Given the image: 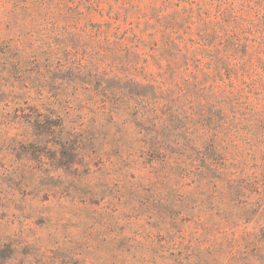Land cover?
<instances>
[{"label": "rangeland", "instance_id": "rangeland-1", "mask_svg": "<svg viewBox=\"0 0 264 264\" xmlns=\"http://www.w3.org/2000/svg\"><path fill=\"white\" fill-rule=\"evenodd\" d=\"M0 264H264V0H0Z\"/></svg>", "mask_w": 264, "mask_h": 264}, {"label": "trees", "instance_id": "trees-1", "mask_svg": "<svg viewBox=\"0 0 264 264\" xmlns=\"http://www.w3.org/2000/svg\"><path fill=\"white\" fill-rule=\"evenodd\" d=\"M175 66L171 71H175ZM173 75V74H172ZM136 85L140 86L136 82ZM178 86V85H176ZM170 90V95L167 102L163 106L157 104H144L136 106L122 107L113 105L108 108V113L114 117L120 114L129 116L141 131H145V137L149 136L148 140L151 147L158 155L163 158L168 156L175 158L177 169L181 171L187 178H192L196 181L212 182L220 176L217 174L224 166V158L212 147L213 143H209L206 149H198L194 144L191 150H182L183 143L180 142L179 135H171L163 132L166 123L163 119H167L168 124L177 119V102L179 98L173 96V89ZM161 122L158 124V120ZM159 125V126H158ZM175 153V156H174Z\"/></svg>", "mask_w": 264, "mask_h": 264}]
</instances>
